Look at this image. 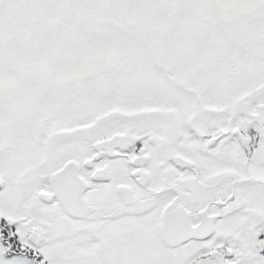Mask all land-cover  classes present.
<instances>
[{"label": "snow or ice", "instance_id": "1", "mask_svg": "<svg viewBox=\"0 0 264 264\" xmlns=\"http://www.w3.org/2000/svg\"><path fill=\"white\" fill-rule=\"evenodd\" d=\"M0 264H264V0H0Z\"/></svg>", "mask_w": 264, "mask_h": 264}]
</instances>
